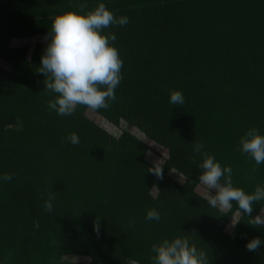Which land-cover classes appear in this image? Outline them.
Wrapping results in <instances>:
<instances>
[{"label":"trees","instance_id":"trees-1","mask_svg":"<svg viewBox=\"0 0 264 264\" xmlns=\"http://www.w3.org/2000/svg\"><path fill=\"white\" fill-rule=\"evenodd\" d=\"M99 2L0 0V174L12 175L0 182V264H153V243L177 235L210 264H264V247H246L264 227L240 213L228 229L238 205L221 213L203 198L193 150L202 142L247 192L264 185V163L240 146L249 128L264 133V0H104L129 17L104 29L124 61L116 98L59 115L38 71L53 20ZM177 89L183 105L170 103ZM153 148L165 151L162 176L149 170Z\"/></svg>","mask_w":264,"mask_h":264},{"label":"clouds","instance_id":"clouds-1","mask_svg":"<svg viewBox=\"0 0 264 264\" xmlns=\"http://www.w3.org/2000/svg\"><path fill=\"white\" fill-rule=\"evenodd\" d=\"M129 17L116 16L104 0L87 12L69 10L57 15L50 29V40L41 56L38 71L43 73L47 90L58 95L50 99L48 106L59 115H72L79 105L91 109L107 108L116 98L115 89L123 79L121 69L124 61L119 49L113 43L117 37L114 32H104L111 25H126ZM170 103L183 105L185 97L181 90L170 92ZM72 144H78L80 137L73 132L68 137ZM241 150L249 154L256 164L264 163V133L258 128H249L240 138ZM196 153H203L204 159L198 165L202 169L199 181L205 186L203 198L221 213H229L233 201L240 213L252 217L248 222L264 227V208L252 215L254 202L264 201V185L258 184L253 192L235 186L232 181L233 169L230 165H221L214 155L204 151V144L193 145ZM162 166L156 162L149 170L162 176ZM224 182H221V178ZM12 180V175L0 174V182ZM215 189V191H212ZM53 196L46 201L49 212L53 211ZM148 220H160L161 214L156 208L147 211ZM239 218L232 216L235 225ZM131 223V221H130ZM39 228V223L35 222ZM96 230L99 231L97 221ZM250 251L264 247V237L254 236L247 241ZM153 264H210L206 250L198 248L188 237L175 236L164 238L152 245Z\"/></svg>","mask_w":264,"mask_h":264},{"label":"rangeland","instance_id":"rangeland-1","mask_svg":"<svg viewBox=\"0 0 264 264\" xmlns=\"http://www.w3.org/2000/svg\"><path fill=\"white\" fill-rule=\"evenodd\" d=\"M42 38L43 37H41V36H39V37L36 36V37L32 38L31 41L34 42V41H37V40H41ZM104 123L106 124V127L108 128V130H110L113 134L118 135L120 133V131H121V128L120 127H117V126H115L113 124H110V123H107V122H104ZM17 124L18 123L15 120L12 122V125H17ZM164 153H165V151L163 149H161V148H158V149L153 148L149 152V157L154 162H156L157 164H161V162L163 161ZM199 189L204 194V192H205V186L202 183L200 184ZM212 191H215V189H212ZM239 215H240V212L239 211H236L235 214H234L235 217H239ZM232 224H233L232 222L229 224L228 229L231 228ZM131 264H136V262H132Z\"/></svg>","mask_w":264,"mask_h":264}]
</instances>
